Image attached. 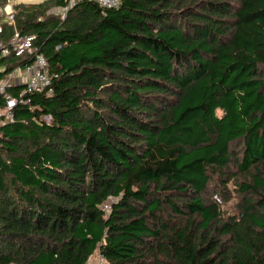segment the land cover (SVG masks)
Returning a JSON list of instances; mask_svg holds the SVG:
<instances>
[{
    "label": "trees",
    "instance_id": "obj_1",
    "mask_svg": "<svg viewBox=\"0 0 264 264\" xmlns=\"http://www.w3.org/2000/svg\"><path fill=\"white\" fill-rule=\"evenodd\" d=\"M70 2L0 15L56 76L1 128L0 264H264V0Z\"/></svg>",
    "mask_w": 264,
    "mask_h": 264
},
{
    "label": "built area",
    "instance_id": "obj_2",
    "mask_svg": "<svg viewBox=\"0 0 264 264\" xmlns=\"http://www.w3.org/2000/svg\"><path fill=\"white\" fill-rule=\"evenodd\" d=\"M76 1L71 0V5ZM94 2L104 9L118 8L121 0H86ZM4 11L0 8V14ZM5 23L15 25V11L6 12ZM3 26L0 23V62L2 59L14 56L20 58L23 64L16 67L11 73L4 74L5 67L0 65V138L3 136L1 128L16 119L17 109L28 106L34 94L51 96L54 93V78L50 72L46 56L38 52L36 36L21 33L15 30L8 40L2 37ZM218 201L219 198L216 197ZM105 205L104 209L108 210ZM103 260V259H102Z\"/></svg>",
    "mask_w": 264,
    "mask_h": 264
},
{
    "label": "rangeland",
    "instance_id": "obj_3",
    "mask_svg": "<svg viewBox=\"0 0 264 264\" xmlns=\"http://www.w3.org/2000/svg\"><path fill=\"white\" fill-rule=\"evenodd\" d=\"M22 0H8V1H4V0H1L0 1V8L4 11L3 14H0V15H4V17L6 16V12H10L12 11V9L14 10V6L18 3V2H21ZM27 1H30V2H36V0H27ZM5 3V4H4ZM59 14H61L60 12H57ZM62 15V14H61ZM63 17V15H62ZM207 198V197H206ZM224 208L225 205H223ZM103 260L102 258L100 257L99 253H96L90 260L89 264H103Z\"/></svg>",
    "mask_w": 264,
    "mask_h": 264
}]
</instances>
